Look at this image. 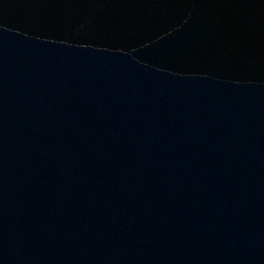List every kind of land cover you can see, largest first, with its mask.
I'll use <instances>...</instances> for the list:
<instances>
[{"label": "water", "instance_id": "obj_1", "mask_svg": "<svg viewBox=\"0 0 264 264\" xmlns=\"http://www.w3.org/2000/svg\"><path fill=\"white\" fill-rule=\"evenodd\" d=\"M0 264H264V0H0Z\"/></svg>", "mask_w": 264, "mask_h": 264}]
</instances>
